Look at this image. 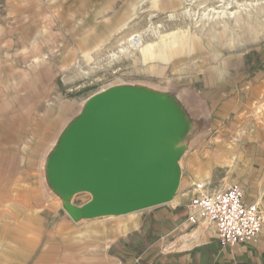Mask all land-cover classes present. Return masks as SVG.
<instances>
[{
  "label": "rangeland",
  "instance_id": "rangeland-1",
  "mask_svg": "<svg viewBox=\"0 0 264 264\" xmlns=\"http://www.w3.org/2000/svg\"><path fill=\"white\" fill-rule=\"evenodd\" d=\"M51 1L53 7L42 9V0H0V134L11 142L0 149V264H126L139 258L137 264H145L146 257L193 247L185 237L202 233L207 242H216L209 222L180 227L175 219L177 226L163 237L153 229L160 221L151 217L159 210L183 209L196 183H204L209 192L239 185L264 212V25L247 16L239 24L229 21L238 34L227 38L220 20L204 22L201 15L206 5L222 10L230 0H160L157 11L146 4L141 8L143 0H117L111 39H63L62 30L72 26L69 9L64 0L57 7L58 0ZM28 6L33 7L31 17ZM186 6L197 15L188 34L180 29L185 19H167ZM156 24L174 37V45L166 47L173 54L169 62L144 64L134 49L131 55L95 64L136 34L156 43L151 33ZM246 24L262 32L248 27L242 32ZM87 68L90 72L80 75ZM121 86L147 91L151 100L159 96L181 103L190 126L173 139L180 171L174 199L180 201L127 215L88 217L82 211L93 195L80 185L71 192L67 188L72 186L50 187L46 174L51 162L62 157L56 149L82 120L91 99ZM68 203L82 215L74 217ZM131 216L143 225L119 233ZM14 238L21 247L3 243Z\"/></svg>",
  "mask_w": 264,
  "mask_h": 264
},
{
  "label": "water",
  "instance_id": "water-1",
  "mask_svg": "<svg viewBox=\"0 0 264 264\" xmlns=\"http://www.w3.org/2000/svg\"><path fill=\"white\" fill-rule=\"evenodd\" d=\"M150 96L125 86L95 96L58 145L56 152L63 154L51 162L48 185L84 187L82 192L93 198L83 215H127L168 204L176 196L180 171L173 139L183 136L190 123L179 101ZM66 207L74 217L82 215L69 203Z\"/></svg>",
  "mask_w": 264,
  "mask_h": 264
},
{
  "label": "crops",
  "instance_id": "crops-1",
  "mask_svg": "<svg viewBox=\"0 0 264 264\" xmlns=\"http://www.w3.org/2000/svg\"><path fill=\"white\" fill-rule=\"evenodd\" d=\"M42 1V3H44V5L41 6L42 9L53 7L52 5H54L51 0ZM60 2L62 1L58 0L55 7H57ZM64 2L65 7L69 9L68 22L72 26L70 30H62L61 33L64 35H60L61 38L103 40L111 39L113 37V34L115 33L117 27L115 24V15L113 12V10L117 7V0H64ZM28 8L29 16L31 17L33 16V7L28 6ZM76 32H81L82 35H72ZM0 136V149L5 150L9 146V144H11V142L5 140L4 136L6 135L0 134ZM245 200L248 203H252V201L247 199L246 195ZM188 204L189 203H187L183 209L179 208L173 211L159 210L157 215L154 214L151 217L152 221H160V225H155L153 229L158 232L161 237H163L164 234H169L170 230L177 226V224L175 223V219L180 220V227L189 226L186 225ZM142 225L143 224L140 223V225L132 231L139 230ZM216 238V242H207L205 240L201 244L194 245L191 248L176 249L180 250L176 253H168L165 256H149L146 257V259L142 260H146L145 264H264V227L259 235V240L256 244H242L236 245L234 247L223 248L220 246L217 235ZM13 242L21 247L22 241L19 238H14L7 241L3 240V243ZM27 243L29 247L31 246L30 244H33L31 243V241H27ZM181 246L182 245H180V247ZM118 249L120 250V252H122L120 247H118ZM66 259L67 256L64 257L61 262L63 263ZM138 260L134 259L128 261L126 264H137ZM100 264L102 263L100 262ZM111 264L118 263L117 261H114Z\"/></svg>",
  "mask_w": 264,
  "mask_h": 264
},
{
  "label": "bare ground",
  "instance_id": "bare-ground-1",
  "mask_svg": "<svg viewBox=\"0 0 264 264\" xmlns=\"http://www.w3.org/2000/svg\"><path fill=\"white\" fill-rule=\"evenodd\" d=\"M186 1L187 0H182V2H183L182 4H184ZM159 2H160V0H143L142 5L140 3L139 6L141 8H143L146 4L149 7H152V9L157 11V9L159 7ZM234 2H235L234 0H230V2L226 3L225 7H223L222 10H219V9L217 10V7H215L214 5L213 6L212 5H206V10L201 15V21L214 22V21L220 20L222 22V24L224 25V29L228 30V32H226L227 38H229V35H230V38H235L236 34H238L237 31H233L232 28L229 27V21L233 20L235 22V24H237V23L239 24L240 22H242V20H239V18L247 16L249 18L250 22L252 21V19H255V22L258 21L259 26L264 25V15H263L264 14V0H253V1H250V3L245 2L242 5H238ZM234 5H236V6H234ZM232 8H234V11H230ZM196 16H197L196 12H192V10L190 9V6H186L182 9H179V10L177 9V10H174L173 12L167 14V19L168 20H175V19H180V18L185 19L186 25L180 29L184 32V34H188L190 31L191 23L193 21L191 19L194 18L196 20ZM244 27H246V29L248 27V29H250L252 31L255 30L254 32H256L258 34L262 32V29L260 31H258L255 29V27H252L249 24L244 25L242 28L240 25L239 29L241 28L240 30L244 31ZM151 28H152L151 33L155 37V39L157 40L156 43L153 44V43L144 42V36L141 34H136L134 36L131 35L132 37L128 40L126 45H121L116 52H113L111 54L108 53L106 56L100 58L99 61L96 62L95 64L97 65L99 62L109 63L111 61H114L115 59H118L121 55H131L132 51L134 49H138V51L141 55V60L144 64H146L148 61H153L155 59H157V61L159 60L161 62H169L173 58V54L170 51L166 50V47H167V45H172V44L174 45V43H175L173 40L174 37L169 36L163 30L164 27L162 25L156 24L154 27H151ZM121 29H122V27H121ZM186 36H187V38H189V35H186ZM159 43L163 44L162 48L157 47L159 45ZM187 43L189 44V42H187ZM99 48L103 49L104 43H102L99 46ZM91 61H92V59L90 60V62ZM89 72H90L89 68H87L86 70L83 69L80 72V75L84 76L85 74H87ZM73 188H74V185L70 189L69 188H67V189L69 190V192H71ZM179 201H180V199L176 198V199H173L171 201V203L176 204ZM21 217H23V216H21ZM139 225H140L139 218L137 216H131L128 219H126V223H124L122 228L119 230V233L125 234L128 231L137 228ZM28 229H29V227H28ZM24 234H25V232H24ZM22 236H24V235H22ZM27 237L29 238V236H27ZM184 239H186V243L188 242L187 243L188 246H194V245L201 244L203 241L206 240V237L203 236V234L201 233V234H195L192 237H185ZM175 244L176 243H172L171 247H174Z\"/></svg>",
  "mask_w": 264,
  "mask_h": 264
},
{
  "label": "built area",
  "instance_id": "built-area-1",
  "mask_svg": "<svg viewBox=\"0 0 264 264\" xmlns=\"http://www.w3.org/2000/svg\"><path fill=\"white\" fill-rule=\"evenodd\" d=\"M200 222L215 227L223 248L256 244L264 227V212L257 203L245 200L244 189L239 185L209 192L204 183H196L187 206L186 225Z\"/></svg>",
  "mask_w": 264,
  "mask_h": 264
}]
</instances>
